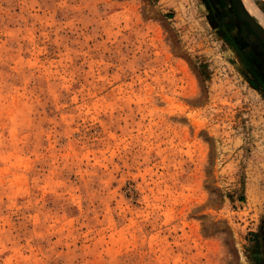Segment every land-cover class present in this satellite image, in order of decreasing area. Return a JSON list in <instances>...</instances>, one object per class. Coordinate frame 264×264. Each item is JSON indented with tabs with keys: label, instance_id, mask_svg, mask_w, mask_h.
<instances>
[{
	"label": "rangeland",
	"instance_id": "374dc122",
	"mask_svg": "<svg viewBox=\"0 0 264 264\" xmlns=\"http://www.w3.org/2000/svg\"><path fill=\"white\" fill-rule=\"evenodd\" d=\"M224 1L0 0V264H264V52Z\"/></svg>",
	"mask_w": 264,
	"mask_h": 264
},
{
	"label": "flooded vegetation",
	"instance_id": "af4514ba",
	"mask_svg": "<svg viewBox=\"0 0 264 264\" xmlns=\"http://www.w3.org/2000/svg\"><path fill=\"white\" fill-rule=\"evenodd\" d=\"M222 1V0H221ZM224 1V0H223ZM233 4V11L234 14L247 25V28L250 32H252V35H254L260 42V46H262L263 52H264V34L263 37H259V35L254 31V29L251 28V26L242 19V17L239 14V9L243 11L244 14H246L249 18L253 20V22L260 28V30L264 33V30L254 21V19L245 11L244 7L242 6L240 0H230ZM225 2V1H224ZM255 254V252L253 253Z\"/></svg>",
	"mask_w": 264,
	"mask_h": 264
},
{
	"label": "water",
	"instance_id": "95a60500",
	"mask_svg": "<svg viewBox=\"0 0 264 264\" xmlns=\"http://www.w3.org/2000/svg\"><path fill=\"white\" fill-rule=\"evenodd\" d=\"M239 14L242 17L244 21H246L252 29L259 35V37H263V32L260 30V28L253 22L251 18H249L246 14L243 13L242 10L239 9Z\"/></svg>",
	"mask_w": 264,
	"mask_h": 264
},
{
	"label": "trees",
	"instance_id": "16d2710c",
	"mask_svg": "<svg viewBox=\"0 0 264 264\" xmlns=\"http://www.w3.org/2000/svg\"><path fill=\"white\" fill-rule=\"evenodd\" d=\"M247 69L250 70V71L253 73L252 69H250L249 67H247ZM254 75H255V74H254ZM254 248H255V250H256V246H255Z\"/></svg>",
	"mask_w": 264,
	"mask_h": 264
}]
</instances>
